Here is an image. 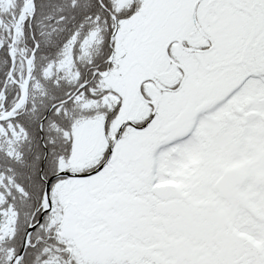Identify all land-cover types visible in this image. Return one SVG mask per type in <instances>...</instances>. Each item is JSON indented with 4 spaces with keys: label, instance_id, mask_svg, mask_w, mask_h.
Here are the masks:
<instances>
[{
    "label": "snow or ice",
    "instance_id": "1",
    "mask_svg": "<svg viewBox=\"0 0 264 264\" xmlns=\"http://www.w3.org/2000/svg\"><path fill=\"white\" fill-rule=\"evenodd\" d=\"M0 264H264V0H0Z\"/></svg>",
    "mask_w": 264,
    "mask_h": 264
}]
</instances>
